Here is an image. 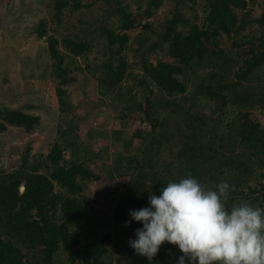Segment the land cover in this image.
<instances>
[{
	"label": "trees",
	"instance_id": "16d2710c",
	"mask_svg": "<svg viewBox=\"0 0 264 264\" xmlns=\"http://www.w3.org/2000/svg\"><path fill=\"white\" fill-rule=\"evenodd\" d=\"M134 1L139 17L143 10L142 16L150 18L166 0ZM171 1L172 15L157 28L145 23V30H151L152 35L142 33L135 39V51L141 49L143 76L134 85L152 93L147 101L152 111L147 117L153 130L141 153L118 159L119 165L128 163L131 179L138 184L120 203L116 226L102 219L82 195L85 182L92 176L86 160L65 156L68 146L74 145L78 152L79 124L72 121L59 133L52 163L35 164L29 171L23 168L0 173V264H31L30 258L39 259L41 264L128 262L137 254L129 240L135 239V229L142 226L135 221L126 226L131 220L129 212L148 206L149 193L159 195L169 181L187 175L196 177L207 188L226 180L231 186L227 201L231 207L233 202L250 198L238 191L237 185L253 175V165L258 166L264 179V125L251 116L249 108L254 99L232 88L251 82L264 69V11L259 17L253 16L248 9L250 0ZM201 6L203 14L199 12ZM86 7L91 5L82 0H49V21L40 20L33 31L47 44L48 68L62 111L69 106V84L76 80L70 73L82 67L79 59L105 93L112 94L126 80L134 79L125 54L131 38L119 32L138 27L131 4L114 0V11H109L95 29L96 22L91 25L82 18L86 17ZM75 14L80 15L83 25H89L80 33L69 21ZM251 26L258 32L253 29L244 33ZM59 27H66L62 28L61 38L49 33H56ZM225 37L234 47L223 45ZM101 43L104 52L97 49ZM95 50L100 56L91 59ZM155 52H163L176 63L162 59L150 62L149 55ZM203 71L211 73L201 77ZM230 77L233 82L228 81ZM134 85L126 92L119 90L124 108L131 109L135 104L134 99H126ZM263 97L264 93L257 99L264 103ZM39 124L40 117L24 110L0 109V133L8 126L33 132ZM172 141L177 153L162 162L158 155ZM41 168L46 172H40ZM252 193L261 197L252 198L250 203L257 204L262 198L259 207H264V183L260 182ZM180 255L174 245L165 242L152 264H176ZM140 257L141 264H149L147 258Z\"/></svg>",
	"mask_w": 264,
	"mask_h": 264
},
{
	"label": "rangeland",
	"instance_id": "374dc122",
	"mask_svg": "<svg viewBox=\"0 0 264 264\" xmlns=\"http://www.w3.org/2000/svg\"><path fill=\"white\" fill-rule=\"evenodd\" d=\"M82 1L86 5H91L90 8H84L83 13L86 17L82 18L91 25L93 21L96 22L93 29L103 23L101 20L109 14V11L113 12L115 9L113 8L114 0ZM123 1L126 4H131L132 11H134L135 16H138L136 29L132 31L119 29L120 33H127L131 38L125 54L131 63L134 79L126 80L122 84V88L116 89L112 94L105 93L97 80L86 72L82 59H79L82 67L76 72L70 73L76 80L69 84V106L64 111L60 109L56 97V84L48 68L49 57L45 51L47 45L45 40L38 38L33 33L35 28L32 27L33 31L25 34L17 33V29L12 32H9L8 28L0 29V109L5 107L21 109L40 117V124L36 126L33 132H27L24 127L8 126L6 131L0 133V173H13L23 168L29 171L31 167H36L35 164L44 166L52 163L51 158L60 131H64L70 122L75 121L79 124L76 131L78 152L74 150V145L68 146L65 156L67 159L77 156L81 160H86L92 176L85 182L86 186L82 195L86 197L95 212L102 219L109 221L112 226L117 224L116 212L120 203L130 192V189L138 184L131 179L128 163L124 161L122 165H119L118 159L121 156L128 157L141 153L153 130V123L147 117L148 112L152 111L147 104L152 93L134 85L143 76L140 66V61H142L141 49L138 53L135 51L138 46L135 39L142 33L144 36L152 35L151 30H145L144 24L150 23L154 28L159 27L166 18L172 15L174 7L173 1L166 0L154 16L150 18L142 16V10L140 18V11L137 9L136 2L134 0ZM250 1L248 9L253 16L259 17L264 11V0ZM48 2L49 0H43L37 6V12L40 10L42 18L36 17L33 22H30L34 27L42 19L49 21ZM11 3L12 5L6 2L2 9H7L11 13L16 12L18 18V11L15 10L17 7L14 5L16 2L12 1ZM199 12L203 14L202 6L199 7ZM79 19L80 15L75 14L69 18V21L75 25L77 32L80 33L84 27L89 25H83ZM48 21L47 28L49 29ZM118 25L119 23L116 24V27ZM67 27L70 28L68 24ZM62 28L66 27H59L56 33L52 31L49 33L61 38ZM253 29L258 32L256 27L251 26L244 33H249ZM223 45L229 48L231 45L233 46L228 37H225ZM97 49L103 52L105 50L102 43L97 46ZM237 52H239L238 49ZM95 55L100 56L95 50L90 58L92 59ZM160 59L176 63L174 59L163 52H155L149 55L150 62L157 63ZM209 73L211 72L203 71L199 75L206 77ZM228 81L233 82L234 79L230 77ZM131 85H134V88L126 99H134L135 104L131 105L133 108L127 109L123 107L124 102L118 95L119 90L126 92V88ZM232 88L236 92H246L254 99L253 106L249 108L251 116L255 121L264 125V106H262L264 103L257 99L264 93V69L258 72V75L251 82H245L242 86L237 85ZM168 144L158 155L162 162L171 160L177 153L173 141L168 142ZM26 157L27 161L25 160ZM48 166L50 167V165ZM253 168H255L253 175L237 185L238 191H244V195L250 196L249 199H245L248 203L252 202V198L261 197L252 191L260 187V182L264 183V179L259 174L261 170L259 171L256 165H253ZM40 172H46L45 168H41ZM56 191H60L57 184ZM261 201L262 198L257 201V204H250L259 206ZM108 229L106 230L108 231ZM174 248L178 249L175 245ZM130 259L131 261L128 262L121 259L115 264H141V257L137 254L130 256ZM30 263L41 264L39 259L34 258H30Z\"/></svg>",
	"mask_w": 264,
	"mask_h": 264
},
{
	"label": "clouds",
	"instance_id": "9594fccd",
	"mask_svg": "<svg viewBox=\"0 0 264 264\" xmlns=\"http://www.w3.org/2000/svg\"><path fill=\"white\" fill-rule=\"evenodd\" d=\"M230 191L226 180L215 188L192 175L169 181L149 193L148 206L130 210L126 226H142L129 246L149 264L165 242L178 247L176 264H264V207H229Z\"/></svg>",
	"mask_w": 264,
	"mask_h": 264
},
{
	"label": "crops",
	"instance_id": "0c3cea01",
	"mask_svg": "<svg viewBox=\"0 0 264 264\" xmlns=\"http://www.w3.org/2000/svg\"><path fill=\"white\" fill-rule=\"evenodd\" d=\"M12 1L16 2L14 5L17 7L15 10L18 11V18L16 17V12L11 13V11L7 9H2L6 2L12 5ZM42 1L43 0H0V29L8 28L9 32L17 29L16 32L21 34L32 31V28L36 27H34L33 24L31 25L30 22H33L36 17H41L40 10L37 12V6H39ZM24 18L26 19L24 20Z\"/></svg>",
	"mask_w": 264,
	"mask_h": 264
}]
</instances>
